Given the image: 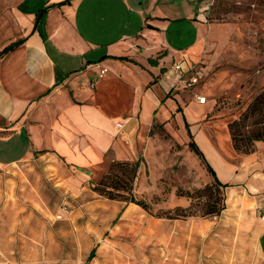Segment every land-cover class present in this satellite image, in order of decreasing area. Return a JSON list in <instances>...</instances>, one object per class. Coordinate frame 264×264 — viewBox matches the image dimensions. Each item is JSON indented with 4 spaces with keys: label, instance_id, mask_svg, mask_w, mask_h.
<instances>
[{
    "label": "crops",
    "instance_id": "0c3cea01",
    "mask_svg": "<svg viewBox=\"0 0 264 264\" xmlns=\"http://www.w3.org/2000/svg\"><path fill=\"white\" fill-rule=\"evenodd\" d=\"M67 1L18 6V40L25 42L0 57V169L51 167L61 180H84L104 161H139L152 124L178 110L190 142L192 135L229 187L220 216L168 220L164 263L264 264V143L240 156L228 144L194 137L189 120L205 114L207 101L197 102L203 96L194 94L197 85H178L182 74L193 75L209 6L183 0L173 16L160 10L159 0ZM31 3L38 8L27 10ZM170 22L179 25L172 38ZM103 69L108 72L100 78ZM142 170L141 161L137 180ZM12 243L0 240L1 247Z\"/></svg>",
    "mask_w": 264,
    "mask_h": 264
},
{
    "label": "rangeland",
    "instance_id": "374dc122",
    "mask_svg": "<svg viewBox=\"0 0 264 264\" xmlns=\"http://www.w3.org/2000/svg\"><path fill=\"white\" fill-rule=\"evenodd\" d=\"M21 1L0 0V52L22 35ZM201 1L210 5V0ZM181 2L159 0L158 6L177 16ZM168 3L176 8H168ZM36 5L28 4L27 10H36ZM205 22L208 29L192 73L200 76L194 94L205 96L207 105L201 118L189 120L190 129L194 137L206 135L213 144L234 149L229 124L264 94V0H215ZM170 25L172 38L179 25ZM186 30L194 36L191 27ZM144 141L149 148L137 152L143 170L134 193L149 211L93 190L108 174L111 159L89 169L91 175L84 180H61L50 173L51 167L0 169V240L16 242L0 246V264H165L168 220L212 219L199 214L168 217L177 218L176 209L192 203L198 208V192L214 180L190 151L178 110L165 121H155ZM221 196L226 200V189Z\"/></svg>",
    "mask_w": 264,
    "mask_h": 264
},
{
    "label": "trees",
    "instance_id": "16d2710c",
    "mask_svg": "<svg viewBox=\"0 0 264 264\" xmlns=\"http://www.w3.org/2000/svg\"><path fill=\"white\" fill-rule=\"evenodd\" d=\"M68 0L66 3H69ZM25 42L24 39L18 40L6 46L1 52L0 57L14 51ZM229 130L232 137L234 149L243 155H252L256 152V144L264 143V94L258 96L241 114V116L229 124ZM190 149L205 166L208 173L213 177L214 184L208 185L198 193V208L192 203L188 208H177V218L190 217H218L226 208V200L222 198V190L229 187V184H222L218 179L216 172L208 163L205 155L195 143L191 135ZM141 160L135 162L117 161L114 162L108 171V174L94 185L93 190L101 196L109 200H120L140 206L149 211V205L142 200H137L134 188L138 178ZM183 196V195H181ZM192 198L191 196H187ZM205 198L206 201L201 202L200 199ZM202 203V204H201ZM199 214V215H198ZM95 256L93 251L89 257Z\"/></svg>",
    "mask_w": 264,
    "mask_h": 264
},
{
    "label": "built area",
    "instance_id": "2783aa9c",
    "mask_svg": "<svg viewBox=\"0 0 264 264\" xmlns=\"http://www.w3.org/2000/svg\"><path fill=\"white\" fill-rule=\"evenodd\" d=\"M214 3H215V0H210V5H209V8L208 10L205 11V16L208 14V12L211 10V8L214 6ZM174 69L176 71H180L181 70V65L180 64H176L174 65ZM108 72L107 69H103L101 71V74H100V78L103 77L106 73ZM188 74V72H187ZM186 73L182 74L181 75V78L179 79L178 81V85H182V87L184 89H191L193 88L194 86L198 85L199 84V80H200V76L199 74H193L192 76L190 77H187ZM207 101L206 97L205 96H197V102L199 104H205ZM118 126L120 128H122V124H118ZM263 220H264V217H263Z\"/></svg>",
    "mask_w": 264,
    "mask_h": 264
}]
</instances>
